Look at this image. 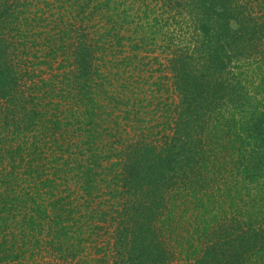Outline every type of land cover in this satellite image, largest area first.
Masks as SVG:
<instances>
[{
  "label": "trees",
  "instance_id": "trees-1",
  "mask_svg": "<svg viewBox=\"0 0 264 264\" xmlns=\"http://www.w3.org/2000/svg\"><path fill=\"white\" fill-rule=\"evenodd\" d=\"M258 9L0 0V264H264Z\"/></svg>",
  "mask_w": 264,
  "mask_h": 264
},
{
  "label": "rangeland",
  "instance_id": "rangeland-1",
  "mask_svg": "<svg viewBox=\"0 0 264 264\" xmlns=\"http://www.w3.org/2000/svg\"><path fill=\"white\" fill-rule=\"evenodd\" d=\"M252 5L253 4H251V7H252ZM258 8V7H257ZM256 13L257 14H259V15H262V13H263V15H264V12L261 10V9H258V11H256ZM260 17V16H259ZM262 20H264V18H262V17H260ZM237 21H239V23H241V25H243V24H246V23H242L243 21L242 20H237ZM235 24V26H237L238 27V22H236V23H234ZM264 29H260V31L258 30V32H256V34H253V41H254V45H255V53L257 54V53H261V54H263V57H264V42H262V40H260V39H258L257 37H259V36H263L264 37V32H262ZM258 34V35H257ZM250 39V38H249ZM253 41L251 40H248V42H252L253 43ZM259 43H261L260 45H259ZM263 65H264V62H263ZM262 94H264V93H262ZM262 94H259V96L261 97H263L264 95H262ZM240 100H242V99H240ZM248 100V99H247ZM263 101H264V97H263ZM264 103V102H263ZM252 105H256V103H254V104H252ZM260 105H262V104H260ZM264 106V105H263ZM255 192H256V190H255ZM258 193V192H257ZM246 198H248V196L246 197ZM248 200V199H247ZM234 220V219H233ZM222 223H224L225 224V228H227L228 226H229V224H238V221H231V219H223L222 220ZM233 230V229H232ZM231 230V231H232ZM238 231H241V228H239L238 229ZM258 239H256V247L257 246H259V244H258ZM253 246H255V245H253ZM255 247V248H256ZM176 261H177V259H174V260H171L170 262L171 263H173L174 262V264H176ZM212 262H214V260L212 261ZM180 263V262H179ZM178 264V263H177Z\"/></svg>",
  "mask_w": 264,
  "mask_h": 264
}]
</instances>
